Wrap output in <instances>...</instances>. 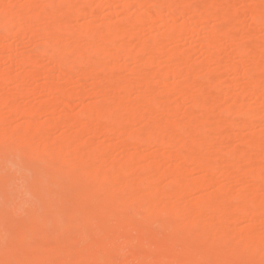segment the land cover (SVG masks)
<instances>
[{
  "label": "rangeland",
  "instance_id": "1",
  "mask_svg": "<svg viewBox=\"0 0 264 264\" xmlns=\"http://www.w3.org/2000/svg\"><path fill=\"white\" fill-rule=\"evenodd\" d=\"M196 1L186 0L185 4ZM263 2L264 0H234L229 2L227 6L229 14L237 13L238 23L236 26L239 28L243 27L247 31L244 35L240 34L237 37L223 36L221 40L224 53H222L220 60L213 61L208 59L214 55L215 49L212 46H206L207 37L211 30L224 25V23L216 18L202 22L197 16L198 14L192 10L185 11L182 14L173 12L172 15L164 10L158 16H154L153 14L157 13L156 5H150L147 9L143 6L135 5L134 0L133 2L132 0H96L95 3L97 5L93 3V6L89 7L90 11L93 9L94 11L87 13L89 5H86L84 0H0V74L9 73L10 75V79L6 78L8 80L2 81L0 85V96L13 97L17 95L18 87L15 80L25 77L26 85L30 90L31 88L44 89L53 84L63 87L64 92L76 93L78 96L72 99L73 102L71 101L70 105L71 117H75L82 109L88 106L99 108L98 106L103 105L107 99H112L126 107H132L142 97V91L138 88L135 77L141 71V62L144 54L140 58L132 60L123 52L124 46H128L131 52L135 53L142 45H148L153 40H160L159 46L162 51L168 49L178 52L184 55L183 60L187 64L195 66L193 78L200 88L207 91L209 86L211 87L208 77L217 73L219 84L225 89L228 87L227 89L230 92H228L229 94L215 92L213 99L205 101L202 99L201 102L205 105L203 111L196 109L191 100L182 101L180 97L175 96L176 93L172 94L170 97L168 96L167 103L173 105L176 110L175 114L169 117L168 123L179 124L180 129H185V112L192 110L196 113L197 121L205 123L207 127L211 125L212 129L215 128L214 126L218 122L222 121V125L215 131V134H212L213 150L211 157L228 164L227 160H231L232 163L236 161L239 170L237 173H206L202 170H196L193 162L186 163L181 159L172 157L163 161L165 167L178 166L182 168L184 171L183 179L181 177L176 181V179L167 175L157 178L153 177L151 186L158 191L167 185H174L180 182L179 179L184 180V182L182 181L183 183L187 181L190 183L207 181L206 186L202 189L183 193L180 196L178 205L185 202L195 203L200 199L207 198L208 195L213 194L218 186L227 188L225 198L227 204L235 203L240 196H244L248 201L247 193H250L256 199L264 198V123L261 121L262 117L260 118V116L264 115V97L261 95L260 88H256L252 84V78L235 76L223 69L224 67L226 69V66L230 64L238 65L243 70L252 73L260 69L262 71L260 75L264 80V30L253 21L248 10L249 7L260 10ZM50 3L51 5H49ZM91 7L94 8L91 9ZM146 9L152 15L145 12ZM81 10L87 12H81ZM39 12H41L40 16L37 15ZM61 14V19L57 23L56 19ZM42 16L44 17L41 18ZM139 17H142L140 29L133 28V26L130 28L126 27L133 19ZM184 24L187 25L188 30L177 40L167 41L161 37L165 30L178 28ZM53 27H56L57 33L60 35L58 44L51 42V37L48 33ZM3 28L11 30L10 34L3 37ZM89 30L93 32L92 34H95L86 33ZM100 33L105 36L101 38ZM242 42L254 45L253 47L256 48V61L238 51L237 47ZM57 47L61 48L59 52H61L65 68H57L54 62L45 56L47 53L45 50L50 51L48 49ZM77 51L80 52L77 53ZM35 55L38 58L39 65L37 64V67L28 65V60L33 59ZM151 57V70L154 74L168 67L169 62L165 53H154ZM24 60L28 64L24 65ZM85 61L92 62H89L90 64L102 61V70L96 72V77L81 78L76 70H69L67 75L62 74L64 69L74 66V64H77L76 62L83 63ZM154 74L152 76L149 75L147 80L153 95L152 99L147 102V108L152 111L157 120H161L163 117L162 111L154 106V103L158 101L156 98L161 97L165 93V89L182 86L184 80L179 76L167 75L164 83H162L157 78V75L154 76ZM104 75L109 78L108 82L106 81L108 84L104 82L105 80L103 81ZM129 83L133 84V90H122V86H130ZM95 86H99L103 91H101L100 95L92 94ZM43 91L41 93L33 92V94L31 93L32 91L30 93L25 92L26 94L18 91L21 94L18 96V102L21 105H38L45 103L50 98L58 100L61 96L58 92H54L49 96L46 91ZM166 94L169 93L167 92ZM104 112H106L108 120L112 119V112L109 110ZM242 115L250 118L249 125L245 127L236 126L235 123ZM33 117H14L10 114L7 106L0 107L1 144L16 143L17 135L21 128L20 125L24 122H33L35 128L51 123L45 129V133L37 135L41 142L46 144L51 151L57 147L58 143L69 146L68 153L65 154L66 158L61 160H72L70 151L74 150L96 152V166L90 172L87 171V173H90L89 176L83 173V178L87 180L84 183L85 188L103 185L104 183L111 186L121 184L130 187L133 182L142 179L139 178L140 174L131 171L120 173L117 176L116 172H114V167L128 156H131L130 158L132 162L134 161L135 167L140 168L160 160L164 155V149L159 144L146 146L139 143V146L126 148L122 146L121 137L108 131L94 134L80 133V131H77L79 130L78 127L75 126L68 129L63 122L69 117L61 102L57 103L56 109L52 114H39ZM56 122L57 124L55 125ZM134 123L129 124L127 129L129 133L140 131L143 127V123L140 121ZM190 126L191 124H189V128ZM30 132L36 133L33 129ZM255 141H261L262 144L258 145ZM20 146L27 149L33 145L29 144V142H23ZM16 158V152L11 151L6 159L0 160V225L10 215L13 217L17 215L21 218L33 211L34 206L29 205V198L31 197H28L30 195L28 189L39 188L45 182L43 178L45 177L46 180V177L48 178L50 175L49 173H22L14 167ZM258 160L261 163V177H257L251 167ZM51 164L54 165L53 161ZM86 165V162L77 163L73 170L81 172ZM29 167L40 170L44 168V165L36 161ZM234 168L232 164L230 170ZM103 169H107V172L110 173H102ZM108 175L110 177H107ZM57 177V182L62 179L61 175L58 179ZM68 182L69 179L66 184ZM8 201L10 202L7 203ZM26 201L27 203H25ZM165 201L171 203L173 199L166 197ZM37 202L38 208L44 204V201ZM202 215L206 220H213L216 217V214L211 211L202 212ZM197 216L201 218L200 213ZM139 220L140 215L135 214V221L138 222ZM223 221L224 223L216 229L218 234L224 232L231 236L233 243L240 244L244 241L246 231H250L253 238H262V247L264 248V211L259 213V216L254 221H249L246 218L233 221L223 218ZM133 229L120 230V236L126 238L107 242L104 240L102 242L103 249L100 250L101 254L98 259L91 256V252L95 250V246L91 245L89 249H86L85 255L79 256L74 264H169L170 261L172 262L170 264H179V261L172 257L154 259V257L156 258V255L152 253L156 250L155 247H152L154 244H149L148 241L138 240L137 242L136 237H138L139 228ZM9 231L10 226L8 225L0 227V264H23L21 258H12V260L5 258V248L9 244ZM5 234H8V236ZM211 237L209 235L206 238L208 243L211 241ZM133 238L136 239L134 240ZM84 243V239H81L74 246L83 250L79 246ZM53 250L54 244L49 250L29 251L28 253L45 254L47 256L45 257V262L50 264L54 263L56 258L52 252ZM105 254H108L107 257H105ZM149 254L153 255L148 256ZM255 263L264 264V251H260L259 255L256 256ZM193 264L200 263L193 262Z\"/></svg>",
  "mask_w": 264,
  "mask_h": 264
},
{
  "label": "bare ground",
  "instance_id": "2",
  "mask_svg": "<svg viewBox=\"0 0 264 264\" xmlns=\"http://www.w3.org/2000/svg\"><path fill=\"white\" fill-rule=\"evenodd\" d=\"M84 1L86 5H89L88 12L85 10H81V12L89 13L94 11V9L90 11L89 7L93 6V3L97 5L98 2L95 3L96 0ZM230 1L234 0H197L196 2H190L188 4H185L186 0H134V4L145 8L150 5H156L157 13L153 14L154 16H158L159 13L164 10L170 15H172L173 12L182 14L185 11L192 10L198 14L197 16L202 22L212 18L221 20L224 25L211 30L207 37V45L205 44L215 49L214 55L208 60L212 59L213 61H217L221 59V55L224 53L221 40L222 37H237L240 34L244 35L247 31V29L243 27L239 28L236 26L238 23L237 13L229 14L227 11V6ZM49 5H51V3ZM94 7H91V9ZM147 9L145 12L150 13ZM248 10L250 11L253 21L259 24L264 30V2L260 10L253 7H249ZM37 15L40 16L41 12L37 13ZM60 16H62V14L56 19L57 23H59L61 19ZM43 17L44 16L41 18ZM141 19L142 17L133 19L126 27L130 28L133 26V28L140 29ZM3 30V37L11 32L8 28H3ZM187 30L188 27L184 24L178 28L165 30L161 37L167 41L177 40L182 34L187 32ZM239 30H241V32H239ZM48 33L51 37V42L58 44L60 35H58L56 27H53ZM86 33L92 34L93 32L89 30V32L87 31ZM100 34L101 38L105 36L102 33ZM160 42V40H153L148 45H142L135 53L131 52L128 46H124L123 52L132 60L134 58H140L141 55L144 54L143 61L141 62V71L135 77V82L138 83V88L142 91V97L134 103L132 107H126L118 104L112 99H107L103 105L98 106L99 108L88 106L82 109L75 117H71L70 105L72 99L78 96L76 93H67L69 91L64 92L63 87L61 88V86L53 84H50L44 89L31 88L30 90L26 85L25 77L15 80L18 87L17 89L22 94L23 92L30 93V91H32V94L33 92L41 93V91L44 90L49 96L54 92H58L61 96L58 100L50 98L45 103L38 105H21V103L18 102V96L21 95L18 91V94L13 97L0 96V107L7 106L10 110V114L14 117L30 116L34 118L33 116L39 114H52L56 109L57 103L61 102L69 117V119L63 122L68 129L75 126L78 127L79 130L77 131H80V133L94 134L108 131L121 137L122 146L126 148L136 147L140 144L146 146L159 144L164 149L163 157L149 165L137 168L134 165V161L132 162L131 156H128L114 167V172H116L117 176H119L120 173L131 171L140 174L139 178L142 179L133 182L130 187L121 184L111 186L104 183L103 185L85 188L84 183L87 180L83 178V173L89 176L90 173H87V171L90 172L94 169V166H96V152L74 150L70 151L72 160H61L66 158L65 154L68 153L69 146L58 143L57 147L51 151L46 144L41 142L37 135L45 133V129L50 126L51 123H47L40 128H35L33 122H24L20 125L21 128L17 135L16 143L10 142L8 144H1L0 140V160L6 159L9 153L14 151L17 157L14 167L18 171L30 174L49 173L50 175L48 178L46 177L45 180V175L42 174L44 175L43 179L45 182L42 180L44 184L42 183L43 185L39 188L28 189L30 193L28 197H31L29 198V205L34 206L33 211L21 218L17 215H15V217L10 215L2 221L0 227H2V225L10 226V231L8 233L9 244L8 247L5 248V258L7 260L21 258L23 264H47L45 262V257H47L45 254L40 255L28 252L36 250L41 251L43 249L49 250L53 244L54 250L52 252L56 258L54 260L55 262L50 264H74L79 256L85 255L86 249H89L91 245L95 246V250L91 252V256L98 259L101 254L100 250L103 249L102 242L104 240L107 242L109 240L126 238L120 236V230H130L137 227L139 228L138 237H136L137 242L138 240L144 242L148 241L149 244H154V246L151 245L156 248V253L152 252L156 255L154 259L172 257L176 261H179V264H193V262H199L200 264H256V256L259 255L260 251H264L262 247V238H253L251 232L246 231L244 241L240 244H235L232 242L230 235L224 232L218 234L216 229L224 223L223 218H227V220L230 221L244 218L249 219V221L256 220L259 213L264 211V198L256 199L253 198L250 193H247L248 201L244 196H240L235 203L227 204V200L225 199L227 188L218 186L213 194L208 195L207 198L200 199L195 203L185 202L178 205L180 196L183 193L202 189L206 186L207 181H195L190 183L186 180L188 183H183V169L178 166L167 168L163 161L175 157L186 163L193 162L196 166V170H202L206 173H237L239 167L236 161L232 163L231 160H227L229 162L228 164L211 157V152L213 150V142L211 140L212 134H215V131L222 125V121L216 122L217 124L214 126L216 129L213 128V130L211 125L207 127L205 123L197 121L196 113L192 110L185 112V129H180L179 124L168 123L169 117L174 115L176 110L173 105L167 103L168 96L170 97V95L176 93L175 96L180 97V100H191L196 109L203 111L205 105L201 102L202 99H204V101L213 99L215 92L225 94H229L230 92L227 89L228 87L225 89V87L219 84V76L217 73L208 77L210 85L213 87L212 89L210 86L207 91L200 88V86L194 82L193 78L196 69L195 66L187 64L185 60H183L184 55L178 52L168 49L162 51V48L159 46ZM253 46L252 43L242 42L238 45L237 49L241 54L256 61V48ZM60 49L61 48L57 47L48 49L50 51L45 50V52H47L45 55L46 58L53 61L59 69L65 68V63L61 58V52H59ZM79 52L80 51H77V53ZM154 53H165L169 62L166 69H163L159 73L155 72V74L151 70V56ZM35 56L34 58L32 57L33 59L28 60L29 64L25 60L23 64L25 63L24 65L28 64L37 67L38 58ZM89 62L90 61H85L83 63L76 62L77 64H74V66H69V68L64 69L62 74L67 75L69 70H76L81 78H94L97 75L96 72L102 70V61L93 62V64ZM226 67V69L225 67L223 69L230 72L232 75L252 78V84L256 88H260L262 92L261 95L264 97V80L260 75L262 72L260 69L252 73L234 64L227 65ZM223 69L222 71H224ZM153 74L154 76L157 75V78L162 83H164V79L167 75H172L173 77L179 76L184 80L182 86H174L170 89H165V93L161 97L156 98L158 101L154 103V106L156 109L162 111L163 117L161 120H157L152 111L147 108V102L153 97L151 87L147 80L148 76H152ZM6 78L10 79L9 73L0 74V85L2 81L8 80ZM108 80L109 78L104 75L103 81L107 83ZM129 84L130 86L123 85L122 90H133V84ZM101 91L99 86H95L92 94L100 95ZM167 92L169 94H166ZM105 110L112 112V119L108 120L106 112H104ZM261 117V121L264 123V115L260 116V118ZM202 118L205 119L203 116ZM249 120L250 118L242 115L235 124L239 127H245L249 125ZM137 121L143 123L142 129L135 133H129L127 131L129 124L132 122L137 123ZM56 124L57 122L55 125ZM189 124H191L190 128ZM31 129L36 133L30 132ZM122 136H124V138H122ZM23 142H29V144L33 146L24 149L20 146ZM255 142L258 145L262 144L261 141ZM36 161L43 163L44 168L38 170L37 168L29 167V165H33ZM52 161L54 165L51 164ZM80 162H86V167L83 168L81 172L74 171L73 167ZM232 164L235 168L230 170ZM229 165H231V167H229ZM251 167L255 175L261 177L260 160ZM102 173L110 172H107V169H103ZM60 175L63 180L60 179L57 182L56 177ZM166 175L173 177L176 181L178 178L182 177V179H179L180 182L174 185L170 184L156 191L154 187L151 186L152 178ZM39 176L40 175H38V177ZM107 177H110V175ZM68 179L69 182L66 184ZM166 197H171L173 201L171 203L165 201ZM37 201H44V204L41 206L39 205L40 207L38 208L36 205ZM9 202L10 201L7 203ZM25 203H27V201ZM205 211L215 213L216 217H214L213 220L204 219L202 212ZM199 213L201 218L197 216ZM135 214L140 215V220L138 222L135 221ZM8 234L5 235L8 236ZM209 235L212 237L211 241L208 243L206 238H208ZM81 239H84L85 242L82 246H79L82 247L83 250L74 246V244ZM107 255L105 257H107ZM150 255L151 254L148 256Z\"/></svg>",
  "mask_w": 264,
  "mask_h": 264
}]
</instances>
